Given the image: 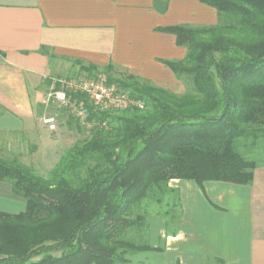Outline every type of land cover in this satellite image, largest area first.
I'll use <instances>...</instances> for the list:
<instances>
[{"label":"trees","instance_id":"1","mask_svg":"<svg viewBox=\"0 0 264 264\" xmlns=\"http://www.w3.org/2000/svg\"><path fill=\"white\" fill-rule=\"evenodd\" d=\"M196 1L228 23L159 29L188 50L181 60L159 62L190 77L196 95L175 97L133 75L109 76L108 84L144 104L116 116L113 131L97 130L74 145L47 177L0 156V181L26 202L22 213L0 211V264H128L137 253L160 251L130 237L149 234L151 208H165L157 215L167 219L168 233H178L180 197L170 181L252 184L259 163L246 159L237 141L264 139V0ZM91 113L102 125L111 116Z\"/></svg>","mask_w":264,"mask_h":264},{"label":"crops","instance_id":"2","mask_svg":"<svg viewBox=\"0 0 264 264\" xmlns=\"http://www.w3.org/2000/svg\"><path fill=\"white\" fill-rule=\"evenodd\" d=\"M216 14L196 0H0V150L53 149L55 131L39 110L50 78L71 63L111 64L162 86L149 70L160 69L164 81L172 76L159 60L176 38L159 29L208 25ZM169 187L180 197L178 233H168L163 219L152 222L150 246L160 251L128 264H264V163L248 186L175 179ZM25 209L12 184L0 181V211Z\"/></svg>","mask_w":264,"mask_h":264},{"label":"rangeland","instance_id":"3","mask_svg":"<svg viewBox=\"0 0 264 264\" xmlns=\"http://www.w3.org/2000/svg\"><path fill=\"white\" fill-rule=\"evenodd\" d=\"M227 23H228V20L224 16L220 17L217 13L214 18L213 23H210L204 26L197 25L193 27L202 28V27H211V26H223ZM183 51L186 54L188 52L187 48H184V47H178L176 45L171 46V47L166 46L164 49H162L164 57L163 56L161 57L167 60H178L179 58L177 55H179ZM94 63L102 64L103 60L98 59ZM84 64L89 65L86 63ZM159 65L163 68L162 69L163 71H166L167 74H170L172 76H169V77L167 76L164 81V79L161 78L162 73H160V69L154 70L152 68L151 70H149V72H151L152 75L155 76L156 79H158V81H161V83H163L162 86H157L153 84L152 82L141 78L142 82L165 89L175 97H184L186 95H191V96L196 95V90L192 82V79L190 77H181V78L177 77L163 64L162 65L159 64ZM144 66H147V63H145ZM96 67H97L96 71L87 73V72L81 71L80 67L75 62H73L70 64V67L68 69H64L62 72H59V74L54 75L51 78H66V77L72 78L77 75L97 76V75L103 74V75H106L107 78H109V76H112L115 79H124L128 75V73H126L123 69H120L119 67L117 68L114 67V71L110 74H106L103 71L106 68V66H102V67L96 66ZM50 86L51 85H49L48 87V92L50 90ZM74 103L77 104L76 105L77 109L83 108L88 112L87 121L94 122L95 126L93 128H89L87 125L81 122V119L78 117V114H77L78 110H76L75 107L61 108L57 105L52 104L49 107L41 108L39 111H40V114L43 116H46V115L54 116L57 119L58 127H57V130L55 131V137H54L55 145L53 149H50V147L49 149L45 147V149L42 148L41 153L35 154L31 146H30V149L26 148L25 146L16 147L14 151H8L7 149H5L6 147H4L3 150H0V156L10 162H18L24 166L32 168L35 171V173L39 176L47 177L49 172L55 167V165L58 163L60 158L68 150H70L74 145L90 139L97 130L101 131L103 129V131L101 132L113 131L114 128L118 126L115 123V117L123 113V112H106L110 114L111 116L109 117V119L105 121V127H104V124L103 125L100 124V121L96 118H93L91 121L89 120L92 114L91 112L93 111L100 112V111L95 110V107L90 102H88L87 105L85 103L83 105V104H79L77 101L71 100V104H74ZM237 144L240 146H242L243 144L245 145L244 148L240 147L239 151L246 159L256 161L259 164L264 163V139H262L256 144H252V140L250 139H240L237 141ZM165 210L166 209L164 208V209L157 211V210H154V208H151L150 214H147V217L149 218V223L151 224L153 222L152 224L153 226H155V224L159 222V218H160V220L163 219L166 222V229H167V219L162 217V215L161 216L157 215L158 213L163 214ZM174 213L175 214L178 213L179 215L181 214V205ZM172 228H173V225L170 226V230ZM130 237L133 239L140 240V241L148 240V242L150 243V227H149L148 235L145 230L143 231V233H139V234L133 231L130 234Z\"/></svg>","mask_w":264,"mask_h":264},{"label":"built area","instance_id":"4","mask_svg":"<svg viewBox=\"0 0 264 264\" xmlns=\"http://www.w3.org/2000/svg\"><path fill=\"white\" fill-rule=\"evenodd\" d=\"M50 90L46 95L44 104L46 107L54 104L61 108L75 107L78 110V117L81 122L89 128L95 126L94 122H89L88 112L77 109L76 103L71 104L69 94L84 95L89 102L100 112H125L128 110L143 108L142 101L133 98L129 93L121 90L116 84H108L106 75L97 76L77 75L72 78H51ZM43 124L50 131H56L58 124L54 116H44ZM105 126V124H104Z\"/></svg>","mask_w":264,"mask_h":264}]
</instances>
